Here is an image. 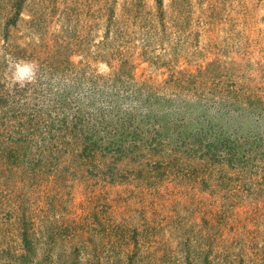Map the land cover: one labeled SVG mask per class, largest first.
Listing matches in <instances>:
<instances>
[{
	"label": "rangeland",
	"instance_id": "374dc122",
	"mask_svg": "<svg viewBox=\"0 0 264 264\" xmlns=\"http://www.w3.org/2000/svg\"><path fill=\"white\" fill-rule=\"evenodd\" d=\"M0 264H264V0H0Z\"/></svg>",
	"mask_w": 264,
	"mask_h": 264
},
{
	"label": "trees",
	"instance_id": "16d2710c",
	"mask_svg": "<svg viewBox=\"0 0 264 264\" xmlns=\"http://www.w3.org/2000/svg\"><path fill=\"white\" fill-rule=\"evenodd\" d=\"M38 125L37 126H40V124L39 123H37ZM13 136V131H12V133L11 134H9V137H12ZM13 139H15V138H13ZM20 139L19 138H16L15 139V141H14V143L15 142H18ZM233 150V149H232ZM13 152V151H12ZM12 152H10V153H8L9 154V159H8V161H10L11 160V158L13 157V155H11V153ZM228 152H230V150H228ZM231 155H230V160H234V158L233 157H231L232 155H234L235 153H236V151L234 150L233 152L231 151ZM229 159V158H228Z\"/></svg>",
	"mask_w": 264,
	"mask_h": 264
},
{
	"label": "clouds",
	"instance_id": "9594fccd",
	"mask_svg": "<svg viewBox=\"0 0 264 264\" xmlns=\"http://www.w3.org/2000/svg\"><path fill=\"white\" fill-rule=\"evenodd\" d=\"M23 70H25V69L22 68L21 71H23Z\"/></svg>",
	"mask_w": 264,
	"mask_h": 264
}]
</instances>
